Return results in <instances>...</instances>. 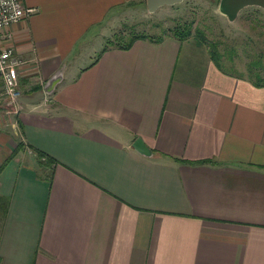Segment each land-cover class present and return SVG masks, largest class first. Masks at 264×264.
<instances>
[{
  "label": "crops",
  "instance_id": "1",
  "mask_svg": "<svg viewBox=\"0 0 264 264\" xmlns=\"http://www.w3.org/2000/svg\"><path fill=\"white\" fill-rule=\"evenodd\" d=\"M20 1L0 264H264V10L227 21L210 4L230 29L252 21L240 50L165 34L85 64L103 23L145 0Z\"/></svg>",
  "mask_w": 264,
  "mask_h": 264
},
{
  "label": "rangeland",
  "instance_id": "2",
  "mask_svg": "<svg viewBox=\"0 0 264 264\" xmlns=\"http://www.w3.org/2000/svg\"><path fill=\"white\" fill-rule=\"evenodd\" d=\"M195 2L198 1L185 0L177 5L167 7L168 9L159 13H146L141 6L123 7L115 16L103 23L98 29V36L92 39L95 49L94 51L91 50L90 54L85 56V64L87 58L92 62L97 55H99L105 40H112L113 34L118 31L127 33L128 30L126 28H132V31L135 33H144L151 37H162L165 34H172L174 30H182L188 25L190 35H194L195 31H199L205 36V41L216 42L219 51L222 48H231L233 42H236L235 45L237 48L239 47V50L241 42L243 46L249 43V41H243L246 38L243 39L241 35L251 32L249 30L250 24H252L251 20L248 19L244 23H238L235 25V28L230 29V26L228 27L218 21L219 17L214 12V8L210 6V4L214 5L211 0H208L209 3L207 4L201 3L203 1H199L201 4ZM253 25L256 26L255 24ZM232 34H236V38H234ZM231 37H233V39H231ZM237 50L238 49H236V51ZM245 51L251 52L253 49H243V52ZM258 52H260V50ZM237 59L240 64L248 60L257 63V60H259L258 57L250 55L249 52L248 55L245 56L240 54V51L237 53ZM260 63H264V58ZM13 108V105H1L0 129L6 128V131L0 130V133L7 134V139L9 138L15 144L19 142L20 135L14 119L15 114L13 113ZM6 112H8V114H6Z\"/></svg>",
  "mask_w": 264,
  "mask_h": 264
},
{
  "label": "built area",
  "instance_id": "3",
  "mask_svg": "<svg viewBox=\"0 0 264 264\" xmlns=\"http://www.w3.org/2000/svg\"><path fill=\"white\" fill-rule=\"evenodd\" d=\"M33 11L23 7L20 0H0V102L5 105L14 106L20 95L18 72L23 65L14 55L8 30Z\"/></svg>",
  "mask_w": 264,
  "mask_h": 264
},
{
  "label": "trees",
  "instance_id": "4",
  "mask_svg": "<svg viewBox=\"0 0 264 264\" xmlns=\"http://www.w3.org/2000/svg\"><path fill=\"white\" fill-rule=\"evenodd\" d=\"M211 1L213 2V4L216 5L218 0H211ZM188 27L189 26L186 25L183 28L184 30L182 29L183 31L181 29L174 30L172 34L178 39H184L186 37H189L190 36V30L188 29ZM126 29L128 30L127 33L123 32V31H120V32L118 31V32L113 34L112 40H110V39L105 40L104 45L100 50V53L105 51L108 48H116V49H122V50L128 49L131 46V44L137 39H147V40H150L153 42H157L160 39V37H151V36H148L144 33H135L132 31V28L131 29L126 28ZM178 31H180V32H178ZM194 37L199 41L205 42L204 36L199 31L194 32ZM209 46H210L211 51L213 52V55H215L216 53L214 52L215 51L214 47L212 46V44H210ZM20 147H21V144L18 143L16 145L15 149H13L11 151V153L13 154ZM33 152L37 155L36 157L39 160L44 159L45 163L47 161H50V163H54L52 160L44 158L40 152H38L36 150H33Z\"/></svg>",
  "mask_w": 264,
  "mask_h": 264
},
{
  "label": "water",
  "instance_id": "5",
  "mask_svg": "<svg viewBox=\"0 0 264 264\" xmlns=\"http://www.w3.org/2000/svg\"><path fill=\"white\" fill-rule=\"evenodd\" d=\"M183 0H145L147 13H153L160 7H171L181 3ZM258 7L264 10V0H218L217 11L227 21H232L237 12L244 7ZM133 148L140 154L147 155L148 151L139 140L135 141Z\"/></svg>",
  "mask_w": 264,
  "mask_h": 264
}]
</instances>
